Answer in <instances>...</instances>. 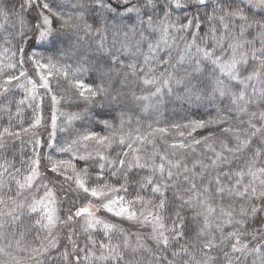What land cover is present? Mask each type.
I'll return each mask as SVG.
<instances>
[{
	"label": "clouds",
	"instance_id": "1",
	"mask_svg": "<svg viewBox=\"0 0 264 264\" xmlns=\"http://www.w3.org/2000/svg\"><path fill=\"white\" fill-rule=\"evenodd\" d=\"M0 264H264V0H0Z\"/></svg>",
	"mask_w": 264,
	"mask_h": 264
}]
</instances>
